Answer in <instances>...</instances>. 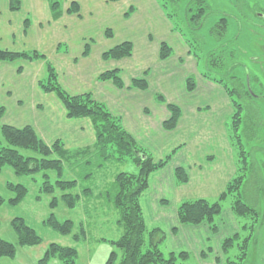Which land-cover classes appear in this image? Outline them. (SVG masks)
<instances>
[{
	"label": "crops",
	"instance_id": "obj_1",
	"mask_svg": "<svg viewBox=\"0 0 264 264\" xmlns=\"http://www.w3.org/2000/svg\"><path fill=\"white\" fill-rule=\"evenodd\" d=\"M20 1V10L14 12L9 0H0V49L36 51L45 60L0 63V105L5 108L0 120L17 128L31 126L47 144L61 140L70 150L95 144L91 121L68 119L58 97L40 89L49 62L69 94L90 93L106 105L155 161L171 155L166 167L149 177L148 188L140 198L145 223L149 229L164 232V246L170 252L198 254L201 258L205 250L213 248L212 242L222 250L227 238L221 241V226L213 235L207 224L180 225L178 207L185 201L219 198L236 177L239 161L230 131L234 103L222 84L200 72L197 57L189 52L182 35L173 30L158 0H64L63 15L58 20L53 19L47 0ZM73 2L78 3L80 12L70 15L67 10ZM93 27L99 28L100 40L103 38L105 44L117 36L122 39L107 50L98 48L88 35ZM108 30L112 32L110 38L106 36ZM124 42L133 45L131 57L103 59L106 51ZM162 43L172 49L166 60L160 58ZM86 48L89 55L85 57ZM114 69L121 71L123 89L98 79ZM135 78H145L148 87L130 88ZM188 78L195 83L191 92L187 89ZM6 103L9 111L3 105ZM168 105L181 111L172 131L163 128L170 117ZM177 168L186 170L188 183L177 184ZM230 215L233 220L223 228L225 236L238 232L233 233L236 218L232 211Z\"/></svg>",
	"mask_w": 264,
	"mask_h": 264
},
{
	"label": "trees",
	"instance_id": "obj_2",
	"mask_svg": "<svg viewBox=\"0 0 264 264\" xmlns=\"http://www.w3.org/2000/svg\"><path fill=\"white\" fill-rule=\"evenodd\" d=\"M10 9L17 12L21 8L20 0H9ZM50 4L54 20H58L63 15L64 0H47ZM108 2H119L121 0H107ZM186 0H158L167 18L173 25V30L179 32L188 45L189 52L193 53L192 41L180 25L183 24L189 30L201 29V22L208 15V7L204 0H188L184 9L180 4ZM178 10H181L183 17L178 18ZM80 6L78 3H71L68 14H78ZM129 15V14H127ZM181 23V24H180ZM227 27V19L223 18L212 30L218 38H223ZM108 38L112 37L110 30L106 31ZM133 53V45L124 42L106 51L103 59L121 60L129 58ZM172 53V49L166 43L160 47V58L166 60ZM89 55L86 48L84 56ZM197 59L198 56L196 55ZM45 60V57L36 52H10L0 49V63H13L16 61L34 62ZM211 58L208 60V64ZM218 62V61H217ZM212 61L211 64L219 68V64ZM204 77L214 82L222 84L230 98H232L236 108L230 129L235 136H232L233 143L240 157L245 155L243 145L237 130L239 129L240 110L239 105L233 96L240 92L236 88V79L232 78L234 87H230L223 80L210 78L206 73ZM100 81H111L116 88L123 89L121 71L118 69L106 71L99 78ZM238 81L242 82L240 79ZM194 79H187L188 91L194 90ZM39 87L44 93L55 94L64 106L66 117L70 120L89 119L95 133V144L88 148L70 150L64 142L57 140L52 144H47L36 133L31 126L17 128L11 125H1L0 127V174L6 168H10L17 177L31 178L38 182L40 177V195L53 196L49 207L56 210L62 202L68 209H76L81 202L85 205L91 203L94 189L85 187L87 182L94 179V171H104L112 163H131L136 171L119 172L114 176L112 182L107 184L100 192L101 200L106 201L118 213L117 225L122 229V234L115 241L108 242L113 251L106 264H115L119 260L120 264H188L191 254L187 252L164 253L162 247L165 242V234L160 229H149L145 223L143 211L140 204L142 194L147 190L149 177L166 167L171 159V155L164 160L155 161L150 155L142 150L134 139L125 131L122 120L114 116L106 105L97 102L90 93L81 95L69 94L60 84L59 76L52 64H46V78L39 82ZM148 87L145 78L133 79L130 85L132 89L145 90ZM159 100L163 101L161 97ZM170 117L163 123L166 131L176 128L180 119V108L175 105H168ZM5 114V108L0 105V119ZM238 163L236 177L228 184L226 190L214 202L206 199L185 201L178 207V219L180 225L199 226L207 224L210 232L215 235L219 226L216 219L221 216L224 210V203L231 199V209L240 224L239 231L232 237L222 242V252L225 255V264H243L248 255V246L251 241V233L255 228L258 213L251 208L244 200L241 188L245 177L242 174L243 168ZM242 163V164H243ZM69 171L72 179H65ZM175 177L178 185L188 183L187 172L183 168L175 170ZM13 197L5 200L0 196V207L7 204L11 207L20 205L27 197L29 190L25 185L8 183L6 185ZM58 193V194H57ZM38 199L41 196L37 197ZM88 213V210L85 211ZM248 221V222H247ZM251 221V222H250ZM47 227L54 230L63 237H71L76 246L64 247L58 244H51L47 248L44 256L38 264H50L58 260L60 264H75L78 258V245L86 243L88 240V229L83 224L79 227V232H75L76 224L71 220L59 221L54 214H51L44 222ZM12 228L18 237V244L24 247L39 246L43 240L40 235L29 226L24 219L15 218L11 222ZM16 248L11 243L0 239V259L2 257H14ZM239 261V262H237Z\"/></svg>",
	"mask_w": 264,
	"mask_h": 264
},
{
	"label": "rangeland",
	"instance_id": "obj_3",
	"mask_svg": "<svg viewBox=\"0 0 264 264\" xmlns=\"http://www.w3.org/2000/svg\"><path fill=\"white\" fill-rule=\"evenodd\" d=\"M204 1L208 7V15L201 22V29L195 30L194 28L191 31L187 26L180 23L181 29L185 31L187 37L192 41L194 46L193 55L198 56L200 72L202 74L206 73L212 79H221L230 87H234V83L231 81L233 76L234 78H239L242 82H245L247 78H253L255 69L253 65L254 57H261L262 61H264L263 54H261L264 51V32L257 29L253 23H258L256 13L264 16L263 9L256 6V4L262 5L263 3L256 0ZM187 2L188 0L180 4L181 10L185 8ZM181 10H178V18L183 17ZM223 18L227 19L226 32L223 38L218 39L212 33V30ZM110 28L116 29L112 25ZM88 35L92 37L93 41L97 42L98 48L103 47L106 50L118 44L122 39L117 36L114 41L105 44L102 41L103 38L100 40L101 35L98 27H93ZM209 58H211V61L208 64ZM212 61H218L219 68L212 65ZM125 80L127 81L126 77ZM251 88L255 90L252 86ZM233 98L240 103L237 94ZM3 105L9 111L8 103ZM248 106L249 109L250 107L252 108V111L255 109V105L251 106L250 102H248ZM244 111L241 112L242 121L246 120V109ZM10 115L13 116V114ZM250 120L251 118L249 122ZM4 121L0 120V127L2 124L12 126V124H7L9 122ZM249 122L247 123V128L250 126ZM231 124L232 122H230ZM243 129L240 125L237 130V135L243 138L241 143L244 145L243 150L245 151V155L240 157V160L246 161V165L243 162V164L240 163L243 168L242 174L246 179L241 188V193L243 200L257 211L258 217L257 222H255V228L251 233L252 238L248 246V255L240 262L243 264H264V152L257 149V147H264V131L245 137L241 133ZM235 135L236 132L233 133L231 131V136ZM232 142L235 143L236 140L234 141L232 138ZM50 143L48 142V144ZM66 148L69 149L68 146ZM237 151L239 152V150ZM125 171L134 173L136 168L129 162L117 165L112 163L104 171H94V179L84 185L94 189L93 197L90 199L91 203L85 205L84 202H81L76 209L70 210L60 202L56 210H51L49 204L53 196L40 195V177H38V182H34L31 178L17 177L10 168L4 169L0 174L1 197L6 201L13 197L6 187L8 183L25 185L29 193L25 200L16 207H11L7 204L0 207V239L11 243L16 248L14 257H2L0 264H38L51 244H58L64 247L76 246L71 237L61 236L43 223L51 214H54L59 221H73L76 224V233L79 232L81 224L88 229V240L86 243L78 245L79 254L75 264H106L113 247L108 242L101 241V239L115 241L120 238L122 229L117 225L118 213L106 201L101 200L100 192L107 184L113 181L117 173ZM68 172L67 170L65 179H72ZM38 196H41V198L38 199ZM217 199L209 198L207 200L212 203ZM231 202V199H229L224 203L223 213L216 219V224L221 226L222 229L219 233L221 241L232 236H225L226 229H223L228 227L233 220L230 215L232 211ZM86 210H88V213H85ZM15 218L24 219L40 235L43 242L36 247L20 246L18 237L11 225L12 220ZM234 223L233 233L240 229L237 218L233 221V225ZM211 245L213 248L203 252L204 258H201L198 254H191L188 264H225V255L222 250L217 248L219 245H215L213 242ZM162 250L166 254L170 252L166 245L162 247ZM50 264H60V262L55 260ZM115 264H120L119 260Z\"/></svg>",
	"mask_w": 264,
	"mask_h": 264
},
{
	"label": "flooded vegetation",
	"instance_id": "obj_4",
	"mask_svg": "<svg viewBox=\"0 0 264 264\" xmlns=\"http://www.w3.org/2000/svg\"><path fill=\"white\" fill-rule=\"evenodd\" d=\"M256 1L264 4V0H256ZM263 4L262 5L256 4V6L263 9L264 11ZM260 12H262V10H260ZM256 15H257L258 23L257 22H253V23L257 27V29L264 32V16H262L259 13H256ZM261 54H263V58H264V51H262ZM253 65L255 66L254 74L252 76L253 78H247L245 82H240L236 79L237 82L236 84L234 83L236 88L238 89L240 88V90H242L241 92L237 93V97L240 102V103L238 102L237 103L240 107L239 108L240 110L239 128H240V125L242 129L245 128L243 129V131L241 130L242 135H244L245 137H247L248 135L253 136L254 134L258 132L264 131V119H263L264 118V61H262L261 57H254ZM248 81H249L250 89L252 92L248 90ZM251 86L255 90H253ZM248 102L251 103V106H253V104L255 105V109L253 111L251 107L249 109ZM244 109H246V120L242 121L241 112L244 111ZM250 112H251V116H250ZM250 118L251 120L249 122ZM248 122L250 124L249 128H247ZM239 138L241 141L243 140L242 137L239 136ZM257 149L264 152V147L262 148L257 147ZM244 182H246V179Z\"/></svg>",
	"mask_w": 264,
	"mask_h": 264
},
{
	"label": "water",
	"instance_id": "obj_5",
	"mask_svg": "<svg viewBox=\"0 0 264 264\" xmlns=\"http://www.w3.org/2000/svg\"><path fill=\"white\" fill-rule=\"evenodd\" d=\"M248 90H250V92H252L251 89H250L249 81H248Z\"/></svg>",
	"mask_w": 264,
	"mask_h": 264
}]
</instances>
